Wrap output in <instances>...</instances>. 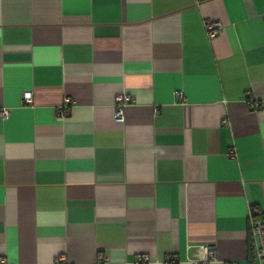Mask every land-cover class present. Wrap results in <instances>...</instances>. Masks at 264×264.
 <instances>
[{
    "label": "crops",
    "instance_id": "0c3cea01",
    "mask_svg": "<svg viewBox=\"0 0 264 264\" xmlns=\"http://www.w3.org/2000/svg\"><path fill=\"white\" fill-rule=\"evenodd\" d=\"M254 207L264 0H0V264H257Z\"/></svg>",
    "mask_w": 264,
    "mask_h": 264
},
{
    "label": "built area",
    "instance_id": "2783aa9c",
    "mask_svg": "<svg viewBox=\"0 0 264 264\" xmlns=\"http://www.w3.org/2000/svg\"><path fill=\"white\" fill-rule=\"evenodd\" d=\"M206 30L208 36L210 38L215 37L216 35L222 32V25L220 22H208L206 24ZM178 98L182 99V94H177ZM32 93L26 91L22 95V101L24 104H31L32 103ZM132 98L127 94H120L115 98L114 104V117L117 121L122 122L124 119L123 108L126 104L130 103ZM69 103L70 99L66 98L62 106L57 109V116L59 118H66L68 116L69 110ZM255 107V106H254ZM3 116L7 115V111L1 112ZM248 219L250 223V230L254 238L257 240V245L255 249V256H256V263L257 264H264V213L262 210L254 207L251 208L248 214ZM205 254L210 257L214 258L215 251L214 246H206ZM59 261L62 260L61 258L58 259ZM0 262L4 263L3 259H0ZM150 257L146 254H139L136 256L134 262L132 264H154ZM161 264H177L176 257L173 254H168L164 257ZM191 264H208L207 261H200L194 260ZM226 264H236V263H226Z\"/></svg>",
    "mask_w": 264,
    "mask_h": 264
}]
</instances>
